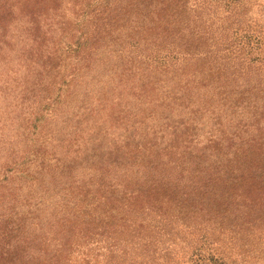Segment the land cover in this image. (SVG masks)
Instances as JSON below:
<instances>
[{
	"label": "trees",
	"instance_id": "16d2710c",
	"mask_svg": "<svg viewBox=\"0 0 264 264\" xmlns=\"http://www.w3.org/2000/svg\"><path fill=\"white\" fill-rule=\"evenodd\" d=\"M63 2L0 0V54L23 15L27 67L0 135V264L258 254L246 238L264 243V132L200 119L264 106L259 76L236 84L264 62V0H66L72 17ZM251 2L258 26L228 15Z\"/></svg>",
	"mask_w": 264,
	"mask_h": 264
},
{
	"label": "rangeland",
	"instance_id": "374dc122",
	"mask_svg": "<svg viewBox=\"0 0 264 264\" xmlns=\"http://www.w3.org/2000/svg\"><path fill=\"white\" fill-rule=\"evenodd\" d=\"M70 2H63V8L66 12V17H72V10L69 8ZM259 6L251 3H244L240 6L235 5L231 11H229L230 18L237 17L241 14V19L244 18L245 21L248 20V24L251 27L258 26V20L260 19L261 13L258 10ZM16 19L8 25V37L5 46L8 48L0 54V135L1 132L10 134L16 125H10V120L18 123L13 116L15 113L13 110L12 100L14 98L15 90H17L18 85H15V81H22L25 77L26 66L23 64L25 61L21 58L19 53L21 48L24 46L23 37L25 35L24 31L20 29L19 25L25 22V16L16 14ZM227 13H223L219 18L226 16ZM227 15V16H228ZM258 70L244 68L237 76L236 84L242 83L244 87H249L248 81H251L255 76H259L258 86L262 89L260 95L262 96L259 100H264V62L261 64ZM253 84L255 82H252ZM227 108L218 105L215 106L214 112L207 113L200 119V130L201 132H214L216 130L215 122H224L223 130L227 132L236 118L241 120V124L247 125V133L264 132V128L254 129L255 122H260L261 126L264 125V106L259 103L257 108L252 106H246L242 104L240 108H232L229 104H226ZM238 108V109H237ZM260 114V115H259ZM261 116V118H260ZM7 118V121L4 119ZM218 119L219 121H216ZM20 146L24 148V142L20 143ZM1 161V158H0ZM232 229V228H230ZM248 232V231H246ZM243 233L242 236H245ZM246 248L251 252L259 251L258 254H254L253 257L249 256V259L244 264H264V243L256 246V242H262L247 236ZM256 246V247H255ZM261 251V252H260Z\"/></svg>",
	"mask_w": 264,
	"mask_h": 264
}]
</instances>
